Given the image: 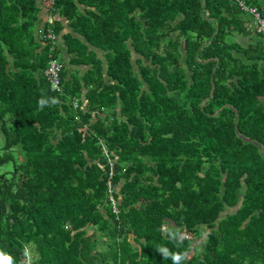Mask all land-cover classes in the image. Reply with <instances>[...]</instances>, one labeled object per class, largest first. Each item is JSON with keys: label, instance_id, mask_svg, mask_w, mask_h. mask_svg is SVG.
Returning <instances> with one entry per match:
<instances>
[{"label": "trees", "instance_id": "obj_1", "mask_svg": "<svg viewBox=\"0 0 264 264\" xmlns=\"http://www.w3.org/2000/svg\"><path fill=\"white\" fill-rule=\"evenodd\" d=\"M239 1L0 0V264H264V34ZM64 52L90 67L60 94Z\"/></svg>", "mask_w": 264, "mask_h": 264}, {"label": "built area", "instance_id": "obj_2", "mask_svg": "<svg viewBox=\"0 0 264 264\" xmlns=\"http://www.w3.org/2000/svg\"><path fill=\"white\" fill-rule=\"evenodd\" d=\"M239 4L243 9H249L256 17L257 19V30L258 32H261L264 34V17L259 12V10L256 7L248 8L244 3L240 0ZM49 37L52 39H55L56 36L53 33H49ZM64 64L60 62L56 57L50 59L49 64L45 70V76L49 80L51 88L55 90L57 93L65 94V87L62 80V72H63ZM74 106L78 108L79 102L74 100ZM112 192V190L110 189ZM111 199L113 200V197L111 196ZM113 203L115 204L114 200ZM115 210L116 207H115Z\"/></svg>", "mask_w": 264, "mask_h": 264}, {"label": "crops", "instance_id": "obj_3", "mask_svg": "<svg viewBox=\"0 0 264 264\" xmlns=\"http://www.w3.org/2000/svg\"><path fill=\"white\" fill-rule=\"evenodd\" d=\"M40 18L45 22L47 20L61 21V24L63 26V34L71 30V28L69 27V20L67 19V17L61 16L60 14H55L54 16L50 15L49 11L46 8H44L43 11L41 12ZM42 25L43 24H41L40 26ZM97 53L99 57L103 56V52L101 50L97 49ZM62 58L64 60L65 68L68 69V74H67L68 79H71V76L75 74L83 75V73L90 67V65H78L72 62L71 60H69V56L65 52L63 53ZM84 96L85 95H82L83 99H84ZM85 104H86V101H85ZM83 106H84V103H83Z\"/></svg>", "mask_w": 264, "mask_h": 264}, {"label": "water", "instance_id": "obj_4", "mask_svg": "<svg viewBox=\"0 0 264 264\" xmlns=\"http://www.w3.org/2000/svg\"><path fill=\"white\" fill-rule=\"evenodd\" d=\"M213 90H214V83H213V88H212V93H211V94H213ZM241 137H242L245 141H247V142L251 141L250 138L244 137V136H242V135H241ZM255 144H257V145L259 146V148L262 149V147H261V145H260L259 143L255 142ZM262 152H263V154H264V150H263V149H262Z\"/></svg>", "mask_w": 264, "mask_h": 264}, {"label": "bare ground", "instance_id": "obj_5", "mask_svg": "<svg viewBox=\"0 0 264 264\" xmlns=\"http://www.w3.org/2000/svg\"><path fill=\"white\" fill-rule=\"evenodd\" d=\"M239 6V5H238ZM250 8V7H249ZM244 10V9H243ZM249 10V9H248ZM244 12V11H243ZM246 12V11H245ZM249 12V11H248ZM261 13V12H260ZM248 14V13H247ZM262 14V13H261ZM251 15V14H250ZM253 15V14H252ZM248 16H249V14H248ZM254 17V16H253ZM252 18V17H251ZM254 21V20H253ZM255 24V23H254ZM254 27V26H253ZM257 29V28H256ZM255 30V29H254ZM257 31V30H256ZM257 34H260V33H258V31H257ZM50 48V47H49ZM55 48V47H54ZM52 49V48H51ZM53 51V50H52ZM54 52V51H53ZM57 54V53H56ZM50 56V55H49ZM57 58V57H56Z\"/></svg>", "mask_w": 264, "mask_h": 264}, {"label": "rangeland", "instance_id": "obj_6", "mask_svg": "<svg viewBox=\"0 0 264 264\" xmlns=\"http://www.w3.org/2000/svg\"><path fill=\"white\" fill-rule=\"evenodd\" d=\"M231 210H233V209H231ZM231 210H227V212H230ZM202 240H203V239H201V240H200V239H198V240H196V242H195V243H196V244H198V243H199V241H202ZM196 244H194V245H196Z\"/></svg>", "mask_w": 264, "mask_h": 264}, {"label": "clouds", "instance_id": "obj_7", "mask_svg": "<svg viewBox=\"0 0 264 264\" xmlns=\"http://www.w3.org/2000/svg\"><path fill=\"white\" fill-rule=\"evenodd\" d=\"M65 66V65H64Z\"/></svg>", "mask_w": 264, "mask_h": 264}]
</instances>
